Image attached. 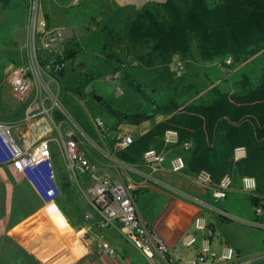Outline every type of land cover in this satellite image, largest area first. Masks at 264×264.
<instances>
[{"label": "crops", "instance_id": "obj_1", "mask_svg": "<svg viewBox=\"0 0 264 264\" xmlns=\"http://www.w3.org/2000/svg\"><path fill=\"white\" fill-rule=\"evenodd\" d=\"M11 63L7 62L0 70V124L10 127L15 146L23 152L31 151L39 139L51 140L52 163L60 192L53 200L55 207H51V215L47 214L34 181L11 163H4V149L0 143V264H139L138 257L148 264L143 255L126 243L116 230L99 224L101 215L91 204V185L86 177L80 176L87 181L84 185H88L90 196L77 192L76 186L82 190V183L79 177L74 179L67 175L58 139L68 136H73L96 164L97 175L114 182L135 184V203L140 218L165 240L176 264L194 258L202 243V234L194 231L192 221L197 214L202 215L205 208L203 203L208 206L206 200L211 198L210 192L196 183V175L185 170L172 173L168 155L166 161L156 169L144 161L128 165L117 158L115 136L125 132L136 140L158 124V116L139 127L122 123L116 133L107 130L101 136L94 131L97 143L88 135L84 143L79 133L64 125H61L64 126L63 130H58L56 137L46 117L37 116L31 122L25 121L27 107L35 91L33 89L23 102L11 94L9 85L3 80L12 69ZM26 103L28 105L24 107ZM148 177H153L156 182L147 181ZM238 190L242 192L239 183L236 187L231 186L228 194ZM218 211L227 218L223 221L218 216L215 224L226 225L237 220L234 214L225 209ZM209 224L215 235V224ZM184 233L196 236L194 247L182 246L181 236ZM214 235L210 240L212 250L219 252L225 246L232 247L245 264H264V240L254 241L250 245L234 240L220 239L214 242ZM102 243H108L114 249L113 257L100 251ZM154 264L164 263L156 256Z\"/></svg>", "mask_w": 264, "mask_h": 264}, {"label": "rangeland", "instance_id": "obj_2", "mask_svg": "<svg viewBox=\"0 0 264 264\" xmlns=\"http://www.w3.org/2000/svg\"><path fill=\"white\" fill-rule=\"evenodd\" d=\"M164 1L88 0L74 5L73 0H41L48 24L66 32L64 50L66 46L74 48L76 57L75 61L66 62L64 73L56 77L57 82L50 83L46 80L52 91L58 93L59 108L52 110V118L59 113L64 115L62 125L79 133V138L84 143L88 139L87 135L97 143L93 136V132L97 131L95 119H101L107 130L115 122L105 111V106L95 101V97L101 98L110 109L126 114L152 110L153 107L130 87L128 81L139 85L144 94L157 105L170 98L180 104L204 105L213 100L214 87L234 91L243 76L255 82L263 74L264 51L244 63L236 64L232 60L231 65H227L225 58L212 62L203 61L193 50L189 58L173 56L165 65L156 53L151 52L150 45L127 43L124 38L125 26L134 11L152 2ZM27 7L28 0H0V70L9 61L13 65L17 64L20 53L27 45ZM175 61L184 66L181 76H176L172 70ZM80 66H84V69L80 70ZM8 76L6 73L3 79L6 85H9ZM116 89L121 90L118 96ZM45 104L47 107L52 106L51 101ZM27 105L28 103L23 104L24 107ZM156 116L158 124L167 119V116L162 114ZM50 126L56 137L59 135L58 130L61 131L64 127L57 129L52 123ZM119 152L121 150H118ZM59 156L60 154L57 155V160ZM66 173L71 175L67 171ZM79 180L82 190L76 186L77 192L90 196L88 185H84L87 181L80 177ZM73 182L75 183L74 180ZM231 186L237 185L232 183ZM251 195L264 199L257 196L256 192L238 190L230 192L223 201L215 202L208 197V206L202 204L205 208L200 216L213 225L218 216H221L216 212L218 210L225 209L237 218L226 225H220L218 222L215 224L214 242L220 239L234 240L250 245L254 241L264 240V231L251 228L248 224L254 221ZM138 260L139 264H144L140 257Z\"/></svg>", "mask_w": 264, "mask_h": 264}, {"label": "trees", "instance_id": "obj_3", "mask_svg": "<svg viewBox=\"0 0 264 264\" xmlns=\"http://www.w3.org/2000/svg\"><path fill=\"white\" fill-rule=\"evenodd\" d=\"M124 33L129 44L150 45L151 52L165 65L173 56L189 58L193 50L206 62L229 56L233 63H244L264 51V0L152 2L134 11ZM63 58L65 62L75 61L74 48L66 46ZM128 82L153 108L149 112L126 114L110 109L102 100L100 105L105 106V111L116 121L109 131L116 133L122 123L139 127L158 114L167 119L138 137L129 148L121 150L117 154L120 161L128 165L142 163L149 150L169 157L181 155L186 172L191 175L201 171L209 173L214 187L226 175L231 177L233 185H240L244 176L254 177L256 195L264 198V72L255 82L243 76L234 91L214 87L213 100L204 105L180 104L173 98L157 105L139 85ZM63 116L56 114L54 120L59 122ZM170 129L178 133L176 147L164 145V133ZM183 142L190 143L188 151L181 149ZM240 146L246 149V158L235 162L233 151ZM44 175L42 171L41 176ZM132 194L136 200L135 191ZM258 201V197H251L253 207ZM254 220L264 222V217ZM207 228L212 240L214 231L209 222Z\"/></svg>", "mask_w": 264, "mask_h": 264}, {"label": "built area", "instance_id": "obj_4", "mask_svg": "<svg viewBox=\"0 0 264 264\" xmlns=\"http://www.w3.org/2000/svg\"><path fill=\"white\" fill-rule=\"evenodd\" d=\"M88 0H73L77 5ZM28 40L25 49L20 53V60L12 66L8 76V83L12 95L23 102L34 89L33 99L27 107L26 122H31L37 116L48 118L57 129L62 125L61 121L56 122L52 118V110L59 108L57 92H53L48 82H57L56 77L65 70L66 62L63 58L64 41L67 38L66 32L58 28L50 27L45 12L41 7V0H28L27 7ZM175 61L173 72L181 76L184 66ZM225 63L231 65V57L225 58ZM113 80V78H111ZM121 90L116 89V95ZM52 102L51 107L46 102ZM95 126L98 134L103 136L107 133L104 122L97 118ZM61 150L65 159L67 171L74 179L80 176L86 177L91 185V204L98 209L101 215L100 225L111 228L118 232L120 237L136 250H138L148 264L156 262V256L164 264H176L170 255V250L165 240L149 225L143 221L136 207L133 198L135 184L131 182H114L96 174L97 166L83 151L73 136L58 138ZM135 139L129 133H118L115 136V144L118 150L129 148ZM163 141L165 147H176L179 145L178 133L175 130H167L164 133ZM0 143L4 149V163H11L15 169L24 173L34 181V185L44 201V210L47 214L51 207H55L53 200L59 195V188L56 184V175L52 163L51 140L39 139L33 149L23 152L15 146L10 127L0 124ZM189 142H183L180 147L183 151L190 148ZM246 158V149L243 146L236 147L233 151L235 162ZM143 161L152 169L166 161V154L156 150H149L144 154ZM170 171L180 173L185 169V161L181 155L169 157ZM44 171V177L41 172ZM156 182L153 177L146 179ZM196 183L203 188L209 189L210 197L215 202L226 199L232 182L226 175L219 185L213 186L209 173L201 171L196 175ZM241 190L247 193H254L257 189V181L254 177L244 176L240 180ZM254 215L257 218L264 217V199H259L253 207ZM219 212V211H216ZM226 219L227 216L219 212ZM201 214H197L192 221L196 233L202 234V243L197 248L194 258L182 264H245L232 247H223L217 252L210 248L211 231L207 228V222ZM249 226L264 230V222L254 220L248 222ZM197 238L193 233H184L181 236L182 246L185 248L194 247ZM100 251L113 257L114 249L108 243L100 245Z\"/></svg>", "mask_w": 264, "mask_h": 264}, {"label": "water", "instance_id": "obj_5", "mask_svg": "<svg viewBox=\"0 0 264 264\" xmlns=\"http://www.w3.org/2000/svg\"><path fill=\"white\" fill-rule=\"evenodd\" d=\"M79 69H80V70H83V69H84V66H80ZM95 101H96V102H101L102 99L99 98V97H95Z\"/></svg>", "mask_w": 264, "mask_h": 264}, {"label": "bare ground", "instance_id": "obj_6", "mask_svg": "<svg viewBox=\"0 0 264 264\" xmlns=\"http://www.w3.org/2000/svg\"><path fill=\"white\" fill-rule=\"evenodd\" d=\"M123 1H125V2H126V0H123Z\"/></svg>", "mask_w": 264, "mask_h": 264}]
</instances>
